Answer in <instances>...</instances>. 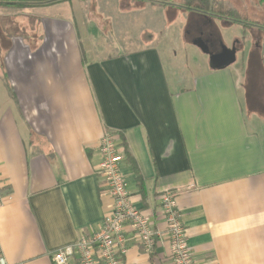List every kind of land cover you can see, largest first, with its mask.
<instances>
[{
  "label": "crops",
  "instance_id": "obj_1",
  "mask_svg": "<svg viewBox=\"0 0 264 264\" xmlns=\"http://www.w3.org/2000/svg\"><path fill=\"white\" fill-rule=\"evenodd\" d=\"M169 1L0 5V20L10 16L0 21V255L7 264H53V251L90 234L109 213L113 200L96 172L105 132L117 135L130 200L154 230L165 232L159 196L170 189L196 264H264V114L243 106L245 74L238 81L230 67L238 49L223 67L198 59L192 72L170 69L163 28L186 43L202 12ZM205 35L201 28L193 46L209 47ZM115 36L143 45L114 50ZM223 43L244 38L235 32ZM126 234L122 264H171L166 240L149 254L129 227Z\"/></svg>",
  "mask_w": 264,
  "mask_h": 264
},
{
  "label": "built area",
  "instance_id": "obj_2",
  "mask_svg": "<svg viewBox=\"0 0 264 264\" xmlns=\"http://www.w3.org/2000/svg\"><path fill=\"white\" fill-rule=\"evenodd\" d=\"M98 150L100 161L96 172L104 179L106 191L112 197L111 209L90 234L53 251L50 256L52 263L122 264L128 242L126 227H129L138 245L147 253H152L164 239L168 243L171 264H196L176 209L175 192L168 189L159 196V215L166 227L164 234H161L154 230L148 217L130 200L120 169L122 155L117 135L105 132L98 141ZM0 264H7L2 255Z\"/></svg>",
  "mask_w": 264,
  "mask_h": 264
},
{
  "label": "rangeland",
  "instance_id": "obj_3",
  "mask_svg": "<svg viewBox=\"0 0 264 264\" xmlns=\"http://www.w3.org/2000/svg\"><path fill=\"white\" fill-rule=\"evenodd\" d=\"M223 2L228 8L240 11V20L238 22H240L241 29L231 26L238 25V23L236 22L237 20L230 16L221 17L203 13L195 14L193 23L190 22L188 25L190 33L187 36L188 40L186 43L180 42L178 39L174 41L175 36L173 32L171 33L169 29L163 28L161 37L164 48L161 54L166 55L168 53L171 55L170 69L174 67L177 73L192 72L200 67L198 59H202L204 64L209 65L206 59L208 56L192 44L194 37L199 35L201 28L205 31V40L208 42L209 49L213 53L223 50V44H225L223 42H227L235 32H238L239 36L244 38V44L241 46L237 45L239 50L237 59L230 67L234 70L238 81L241 78L240 74H245L246 85L243 98H245L247 103L242 99L243 106L246 109L249 107L250 111L264 114V77L261 75L257 76L258 72H254V70L258 71L261 69L260 71L264 74V0H223ZM2 6L8 5L3 4ZM10 9L21 11V8L14 6ZM157 16L159 17V13ZM5 18V20L0 21L8 22L10 16ZM182 19L186 18L183 16ZM118 25H121L120 22ZM112 39L117 41V43H110L108 46H113L114 50H128L143 45L138 43L137 39H132L133 42L130 44L119 43V41L122 42V38L120 37L115 36ZM237 47L234 46L235 49ZM256 55H258V58H255ZM166 63L165 61V65L168 68Z\"/></svg>",
  "mask_w": 264,
  "mask_h": 264
},
{
  "label": "trees",
  "instance_id": "obj_4",
  "mask_svg": "<svg viewBox=\"0 0 264 264\" xmlns=\"http://www.w3.org/2000/svg\"><path fill=\"white\" fill-rule=\"evenodd\" d=\"M60 1H64V0H0V4L22 8L29 6L51 4ZM159 1L163 2L164 4H172V2H170L169 0H159ZM177 6L184 9H190L202 13L212 12L213 14L214 13L222 14L224 16H230L235 20H240L239 11L235 9L232 10L227 9L224 6L222 0H181ZM123 148L125 150L124 146Z\"/></svg>",
  "mask_w": 264,
  "mask_h": 264
},
{
  "label": "water",
  "instance_id": "obj_5",
  "mask_svg": "<svg viewBox=\"0 0 264 264\" xmlns=\"http://www.w3.org/2000/svg\"><path fill=\"white\" fill-rule=\"evenodd\" d=\"M198 47L204 52L209 55V65L212 68H218V67H223L225 65H228L234 60V55H235V48L232 46L231 48L223 47V50L218 53V54H212L208 47L203 43V41L199 40L197 41ZM225 53L229 54V59L228 61L225 62H217L215 61V58H219L220 56H223Z\"/></svg>",
  "mask_w": 264,
  "mask_h": 264
},
{
  "label": "flooded vegetation",
  "instance_id": "obj_6",
  "mask_svg": "<svg viewBox=\"0 0 264 264\" xmlns=\"http://www.w3.org/2000/svg\"><path fill=\"white\" fill-rule=\"evenodd\" d=\"M237 45L238 46H241V45H239V43L238 44H235L234 46L235 47H237ZM233 46V47H234ZM232 47V45L230 46V48ZM208 49H209V47H208ZM237 49H238V47H237ZM236 49V50H237ZM222 50H220L219 52H211L212 54H218V53H220ZM208 55V54H207ZM208 57H209V55H208ZM228 59H229V54L228 53H225L223 56H220L219 58H215V61H217V62H225V61H228Z\"/></svg>",
  "mask_w": 264,
  "mask_h": 264
}]
</instances>
